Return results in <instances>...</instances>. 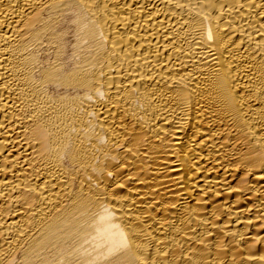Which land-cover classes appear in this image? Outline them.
I'll return each mask as SVG.
<instances>
[{
	"label": "bare ground",
	"instance_id": "1",
	"mask_svg": "<svg viewBox=\"0 0 264 264\" xmlns=\"http://www.w3.org/2000/svg\"><path fill=\"white\" fill-rule=\"evenodd\" d=\"M0 264H264V0H0Z\"/></svg>",
	"mask_w": 264,
	"mask_h": 264
}]
</instances>
